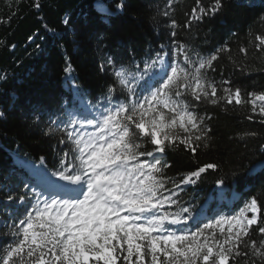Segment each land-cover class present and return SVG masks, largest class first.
I'll return each instance as SVG.
<instances>
[{"label":"trees","instance_id":"trees-1","mask_svg":"<svg viewBox=\"0 0 264 264\" xmlns=\"http://www.w3.org/2000/svg\"><path fill=\"white\" fill-rule=\"evenodd\" d=\"M121 2L124 8L118 11L116 4ZM37 3L39 8L35 7ZM210 3L201 0L204 7ZM223 4L215 16L195 20L191 13L197 0H0V76L5 77L0 80V248L12 240L3 234L8 231L6 225L14 223L25 210L19 196L27 194L31 202L41 200L38 193L32 194L39 184L34 169L41 166V157L51 169L58 166L62 155L58 150H67L59 143L60 139L67 142V136L56 130V125H52L50 135H44L50 120L67 122L69 109L77 119L91 118L79 108L80 100L74 98L65 79L66 61L86 94L85 104H95L112 83L111 69L107 74L100 70L108 56H113L117 65L139 63L143 67L144 60L157 52L168 53L165 56L170 64V53L180 44L186 46L193 60L198 59L195 53L200 57L217 55L214 70L207 72L217 95L225 96V88H240L244 103L236 105L233 100L227 104L222 100L212 105L198 103L190 95L185 97L195 113L207 118L211 139L206 138L207 148L204 141L198 142L195 154L178 141V146L155 154L170 165L164 169L169 182L162 194L178 193L172 199L189 207L196 219L169 230L178 234L195 232L221 216L237 215L253 197L261 209L258 218L264 216V117L259 114L261 103L253 111L250 101L254 96L248 95L264 94V45L255 39L264 36V0H223ZM105 6L111 14L102 16L100 9ZM65 16L70 20L67 26L63 23ZM175 61L187 67L183 56L177 55ZM116 96L124 99L119 93ZM153 147L147 145L149 150ZM145 160L152 158L141 157L142 162ZM208 163L218 168L207 169L195 184L176 188L172 183ZM220 180L224 183L218 186ZM220 190L219 199H235L230 204L210 201ZM7 194H12L15 202L9 201ZM167 210L176 212L178 208L174 204ZM183 215L187 218L188 214ZM260 226L264 222L250 229L252 240H259ZM212 231L219 237L218 230Z\"/></svg>","mask_w":264,"mask_h":264},{"label":"snow or ice","instance_id":"snow-or-ice-1","mask_svg":"<svg viewBox=\"0 0 264 264\" xmlns=\"http://www.w3.org/2000/svg\"><path fill=\"white\" fill-rule=\"evenodd\" d=\"M35 7L39 8V3ZM223 7V0H211L208 7L197 0L191 16L195 20L215 16ZM123 8V2L116 4L118 11ZM100 14L111 13L105 6ZM63 23L69 25L67 16ZM172 27H176L175 21ZM255 39L264 45V36ZM177 55L183 56L187 67L176 63ZM195 55L198 59L193 60L186 46L180 44L170 53V64L157 52L144 60L143 67L139 63L117 65L115 58L108 56L100 70L107 74L111 69L112 83L95 104H85L86 94L71 75V63L66 61L65 79L91 118L77 119L69 109L67 122L50 120L44 135H50L52 125H56V130L67 136V142L59 141L67 150H58L62 152L58 166L51 169L41 157L34 176L50 197L31 202L27 194L19 196L26 207L14 223L6 225L8 231L3 234L12 240L0 248V264H148L149 258L150 264H229L230 260L241 264V258L243 264H264V226L258 228L259 240L251 239L252 226L264 222V216H257L261 209L255 197L239 209L238 215L221 216L195 232L178 234L169 230L186 225L194 217L189 207L172 199L178 193L169 190L171 195L162 194L169 182L164 169L170 165L155 154L178 146L177 141L195 154L198 142L204 141L207 148V139H211L207 118L195 113L185 97L190 95L198 103L212 105L222 100L227 104L233 100L236 105L244 103L240 88H225V96L217 95V88L207 76L209 69L214 70L217 55ZM117 93L124 99L119 100ZM248 95L254 96L250 101L253 111L256 102H261L259 114L264 117V94ZM89 128L92 131H87ZM148 144L154 147L149 150ZM141 157L152 160L142 162ZM217 168L208 163L172 183L176 188L195 184L207 169ZM223 183L217 182L218 186ZM7 199L15 202L12 194H7ZM174 204L178 210L168 211ZM224 225H228L227 234ZM216 227L219 237L212 231Z\"/></svg>","mask_w":264,"mask_h":264},{"label":"rangeland","instance_id":"rangeland-1","mask_svg":"<svg viewBox=\"0 0 264 264\" xmlns=\"http://www.w3.org/2000/svg\"><path fill=\"white\" fill-rule=\"evenodd\" d=\"M165 59V61H167L168 62V59H167V57L166 58H164ZM256 103H261L260 101H257ZM79 108L80 109H82V110H85L84 109V107H82L81 105L79 106ZM79 130H81L82 132L83 131H85V129H83V128H80ZM87 131H92V129L91 128H89V129H87ZM34 191H35V193H36V195H37V193H38V195L41 197V193H40V191H41V187H40V185L37 183L36 184V187L34 188ZM219 194L218 195H216V197L214 198H211L210 199V201H212V200H216V202H218V203H220L221 201H223V203L224 204H230L231 202H232V200H234L235 199V197L234 196H231L230 198H228V199H223V200H221V199H219V195L222 193V191L220 190L219 192H218ZM45 199H47V198H41V200L43 201V200H45ZM238 215V214H237ZM251 215H252V213L251 212H249V213H247V216L250 218L251 217ZM227 217H229V216H227ZM198 219V218H197ZM219 219V218H218ZM196 219H194L193 221H195ZM215 220H212L211 222H214ZM207 223H210V222H207ZM227 227H228V225H224V228H225V232L227 233ZM216 230H218V232H219V227H216L215 228ZM148 264H150V258H149V262H148Z\"/></svg>","mask_w":264,"mask_h":264}]
</instances>
